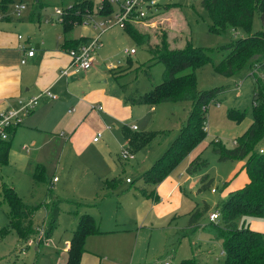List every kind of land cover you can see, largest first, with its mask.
Wrapping results in <instances>:
<instances>
[{
	"label": "rangeland",
	"instance_id": "374dc122",
	"mask_svg": "<svg viewBox=\"0 0 264 264\" xmlns=\"http://www.w3.org/2000/svg\"><path fill=\"white\" fill-rule=\"evenodd\" d=\"M75 1L7 0L6 7L0 9V21H9L23 38L29 36L32 40H45L51 37L56 41L55 37L58 33L62 34L63 29L55 8L64 9ZM91 1V7L82 8L80 22L65 33L66 36L88 39L97 35L99 29L92 24L100 20L101 15L108 13L98 12L101 0ZM157 1L162 5V11L152 19L133 22V25L141 33L147 32L148 41L152 43L159 41L163 31H166L171 46H181L187 35L194 44L210 49L212 61L196 69V86L200 90L227 86V90L211 101L205 111L206 136L159 183L146 184L140 175L177 135L180 123L190 109L189 101L159 103L155 110H150L147 103L133 104L132 121L138 125L139 131H157L148 144L137 149L122 143V137L111 121L107 122L104 132L99 129L96 120L84 121L88 128L83 123L79 130L100 131L99 139L103 146L93 142L92 136L85 135L82 137V147L76 148L64 144L63 136L51 139L49 136L54 135L51 131L27 128L29 123L24 116L22 122L26 128L13 140L7 162L0 164V186L3 180L13 183L24 200L33 197L36 201L31 204L41 206L32 215L35 229L29 237L22 238L26 246L29 239L36 244L25 247L23 251L20 249V253L13 257L14 260L0 257V264H55L54 254L58 251L56 255H59L65 237L74 225V216L70 212L76 208L73 202H91L92 213L102 230L101 233L87 237V251L83 253L80 264H163L166 260L180 264L183 259L192 257L195 258V264H222V241L201 229V222L206 217L201 218L200 227L195 230L186 227L188 212L194 205L202 206L207 202L211 208L209 211L214 210L217 202L248 180L244 168L245 159H220L213 149L214 139H219L226 147H232L236 137L252 120L254 81L249 75L250 70L227 75L214 68L215 63L224 55L220 46L237 36L246 35L247 31L237 27L229 28L222 34L209 32L207 25L210 19L200 0ZM17 3L25 4L20 12H14ZM166 5L170 7L168 10ZM262 26L259 14L255 12L250 31ZM100 38L102 45L94 52L92 70L87 76L80 72L78 74L82 80L78 82L83 88L104 86L112 89L114 86L122 95H138L162 80V62H156L147 43L132 38L122 25L117 23L108 27ZM130 47H134L135 52L128 54L125 49ZM109 63H112L111 67ZM67 107L62 104L59 114L67 110ZM230 107L245 112L243 117L239 120L229 117L227 109ZM31 138L37 140L36 145L29 144ZM160 138L165 139L156 140ZM23 143L27 147H22ZM125 146L134 152L135 158H122ZM262 146L263 141L257 144L258 149ZM197 157L207 162L191 174L186 173L187 165ZM34 161H42L51 174L59 178V181L51 184L53 195L61 200L59 219L47 243H43L45 240L39 241L50 218L44 207L52 205L56 200L51 190L48 196L41 194L46 182L35 184L33 181L35 187L32 188L33 179L29 172ZM104 171V179L120 177L121 181L104 200L97 201L94 197L87 199L93 192L98 174ZM205 173L213 178L211 187L215 186L216 192H211L210 187L196 192L197 183ZM127 177L130 182L126 181ZM175 182L183 183L182 187L165 195ZM7 208V204L2 202L0 220L3 210ZM247 223L251 228L264 232L263 218L251 217ZM38 243L40 247L35 248Z\"/></svg>",
	"mask_w": 264,
	"mask_h": 264
},
{
	"label": "trees",
	"instance_id": "16d2710c",
	"mask_svg": "<svg viewBox=\"0 0 264 264\" xmlns=\"http://www.w3.org/2000/svg\"><path fill=\"white\" fill-rule=\"evenodd\" d=\"M7 0H0V9L6 7ZM200 4L210 19L207 29L214 34H222L229 28L241 27L246 35L237 36L220 46L224 51L223 57L214 68L223 74H234L244 69L249 72L254 81L252 93V120L244 131L234 140L232 147L224 146L219 139L213 140V149L220 159H245L244 168L248 175L247 182L239 188L231 190L217 202L216 207L220 216L218 220H209L207 212L210 204L195 205L189 211L187 229L195 230L200 227V220L206 217L202 230L213 234L222 241V264H264V232L251 228L247 221L251 217L264 219V149L260 151L257 144L264 142V0H200ZM91 0H76L62 9L61 20L64 33L63 46L76 47L83 37H70L65 33L80 22L82 8L91 7ZM168 8V5L165 6ZM103 8V9H102ZM113 9L107 0H101L99 13H109ZM257 12L262 22V28L250 31L253 15ZM124 30L140 43L146 42L156 62H162V80L140 94H126L125 101L130 104L172 101H189L190 109L179 127L177 135L169 146L152 165L143 171L140 177L146 184L159 183L169 172L201 141L207 134L206 109L211 101L227 90V86H216L198 89L196 86V69L211 62L210 49L196 45L185 35L181 46H171L166 31L156 43L148 41V33H141L133 22H127ZM84 36V35H83ZM124 88V86L122 85ZM245 112L228 108L227 115L235 120L243 117ZM17 127V126H16ZM14 127L11 132L16 128ZM156 130L137 131L127 124L121 126V133L127 141V146L140 148L149 143ZM11 147V139L0 140V164L7 162ZM134 149V150H135ZM207 161L201 157L189 163L186 170L192 173ZM34 183L48 182L43 164L37 162L32 171ZM121 181L120 177L104 180L105 191L97 195L96 200L111 194V190ZM197 192L211 188L213 178L207 173L201 175ZM1 201L8 206L7 224L1 227L4 232L9 227L15 229L19 237H29L35 229L32 215L40 207L23 200L12 184L2 181L0 186ZM61 200H56L47 206L49 221L46 224L43 237L46 241L58 224ZM76 217V223L71 232L67 248L65 264H80L85 251V240L90 234L101 233L95 218L89 212L77 213L70 211ZM184 231V230H183ZM33 264V262L31 263ZM180 264H195V258H186Z\"/></svg>",
	"mask_w": 264,
	"mask_h": 264
},
{
	"label": "crops",
	"instance_id": "0c3cea01",
	"mask_svg": "<svg viewBox=\"0 0 264 264\" xmlns=\"http://www.w3.org/2000/svg\"><path fill=\"white\" fill-rule=\"evenodd\" d=\"M157 6L159 7L158 13H160L163 7L159 1ZM169 8L170 7L166 9L168 10ZM19 35L20 34L16 32L15 28L9 21H0V110L6 107H17L20 100H26L31 96L38 95L43 89L48 88L54 94L57 93L58 95L55 94V97L53 98L47 97L44 94L41 95L39 104L32 112L28 113V115H25V119H27L29 123V126L26 125L27 128L51 131L54 134L52 136H49L51 139L56 140V137H59L60 135L63 136L62 138L64 140V144L79 148L82 147L83 136H92L93 139V135L96 133L95 129L83 131L82 128L81 130H79L84 121L87 120L90 122V120H96L98 122L99 129L102 132L107 129V122L111 121V123H113V125L117 128L116 132L118 134L120 133L122 137V143L125 142V144L127 145V141L121 133V126L123 124H127L129 125V127H131V124H133L134 122L132 121L133 104L125 101V93L124 95H122L114 88V86L112 87V89L104 86L95 88H83L81 86V83L78 82V80H80L78 78V74L80 72L87 76L92 70L93 65L88 69L80 70L78 72H72L69 75H60V70L70 62L68 48L62 45L64 40L63 31L62 34L58 33V35L55 37L56 41H54V39H52L51 37L46 38L45 40H32L29 36L23 38L22 36L19 37ZM31 46L35 49L34 54L28 55L27 49ZM22 57H25L24 62H21ZM94 102L101 103L103 105V108H93L92 104ZM159 103L153 105L149 104L150 110H155V107ZM62 104L68 105V107L67 110L59 114V108ZM182 122L180 123V125L182 124ZM85 123L87 124V122ZM85 123L84 125H86ZM25 128L26 127L24 126V122H21L13 130V132H11V144L13 140H15V138L23 130H25ZM86 128H88L87 125ZM133 130L139 131L138 125L137 129ZM165 138L156 140L160 141ZM93 142H95L99 146H103V144L100 143V139ZM29 144L34 146L37 144V140L35 138H31ZM22 147H27V145L23 143ZM34 162L43 164L45 173L47 174V179L50 182H46L47 184L43 185V191L41 192V194H46L48 196L49 190H51V194L53 195L52 185L54 182L59 181V178L53 181V177L56 174H51L47 166L42 161ZM34 162L32 164V169H30L29 172V175L32 179V170L35 165ZM104 173L105 171L98 174V179H95V187L93 189V192L90 196H87V199L91 197L97 198V195L105 191V187L103 186L104 180L108 178H103ZM186 173H188L187 170ZM127 182H130V180ZM9 184H12L15 187L13 183ZM182 184L183 183L175 182L165 195L170 194L171 191H177L182 187ZM199 184L200 182L197 183L196 192ZM33 186L34 183L32 180V188L34 189L35 186ZM105 198L106 197L102 198V200H104ZM162 198H164V196ZM33 199V197H30L23 200L31 204L36 201H34ZM54 199L57 200L55 196ZM90 203L91 202H73L76 208H72L71 210L74 209L75 211H77V213L89 212L93 215L91 210V208H93V205H91ZM1 204L2 201L0 197V206ZM44 208L47 211V207ZM2 214L3 217H1L0 220V257H2L3 259H13L16 254L20 253V249L21 251H23L25 247L35 245L36 243L28 244L27 246L24 245L22 239L19 237L15 229L11 227H9L4 232H1V227L6 225L8 221L7 210H3ZM204 222L205 220L201 223ZM73 223L74 225L70 228V234L65 237L64 245L62 246L59 255H56L58 251L54 254L55 264H65L69 239L71 237L72 229L74 228L76 223L75 216L73 217ZM48 239L43 243H47ZM39 245L40 243H38L35 248L40 247ZM86 251L87 249L85 247L84 252Z\"/></svg>",
	"mask_w": 264,
	"mask_h": 264
},
{
	"label": "built area",
	"instance_id": "2783aa9c",
	"mask_svg": "<svg viewBox=\"0 0 264 264\" xmlns=\"http://www.w3.org/2000/svg\"><path fill=\"white\" fill-rule=\"evenodd\" d=\"M112 4L113 9L106 15H101L100 20H95L92 24L94 28L99 29V32L95 36H91L88 39L81 41L76 47L69 48L68 54L70 55V62L68 65L64 66L60 70V75H69L72 72H78L80 70H85L90 68L95 61V51L98 47L102 45L101 35L102 33L114 24L125 25L127 22H140L146 21L147 19L154 18L158 12L159 7L157 6V0H107ZM25 8L24 3H17L14 6V12H20L21 9ZM55 13L57 14L58 21L61 20L62 9L59 7L55 8ZM2 14L0 13V17ZM21 37V35H19ZM34 47L27 49L28 55L34 54ZM125 52L128 54L134 53L135 48H126ZM25 61V57L21 58V62ZM112 66V63H109ZM257 67L250 70L256 71ZM46 95L47 97H55V94L48 88L41 91L40 94L31 96L26 100H20L17 107H6L0 110V140L8 139L11 135V131L14 127L18 126L25 115L32 112L35 107L39 104L41 95ZM93 108L102 109L103 105L101 103L94 102L92 104ZM132 129H137L135 123L131 124ZM101 132H96L93 135V141L99 139ZM124 148V147H123ZM122 148V149H123ZM264 146L260 147L259 150L262 151ZM135 157L134 152L130 151L126 146L122 150V158L133 159ZM58 177L55 175L53 181L57 180ZM127 181L130 178H126ZM211 191H216V187L212 186ZM220 216L219 210L215 208L214 210L207 212V217L209 220H218ZM33 240L29 239L28 243L32 244ZM163 264H172L170 260L163 261Z\"/></svg>",
	"mask_w": 264,
	"mask_h": 264
}]
</instances>
